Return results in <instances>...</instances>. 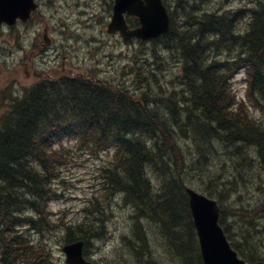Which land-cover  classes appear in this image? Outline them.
<instances>
[{
    "label": "trees",
    "instance_id": "16d2710c",
    "mask_svg": "<svg viewBox=\"0 0 264 264\" xmlns=\"http://www.w3.org/2000/svg\"><path fill=\"white\" fill-rule=\"evenodd\" d=\"M186 6L179 8L182 23L163 43L179 55V84L186 89L178 96L163 90L151 95V89L141 95L104 79L62 75L36 83L0 113L3 264H56L45 240L25 236L29 230L41 237L60 231L65 243L83 241L88 256L93 240L107 235V207L118 196L137 219L133 237L126 238L133 260L123 253L121 262L204 264L185 189L195 181L221 204L220 223L240 256L264 261V223L256 222L264 203L235 207L246 228L240 241L230 232L223 206L230 190L234 196L256 180L249 172L254 162L264 172V0L252 8L247 29L239 27L231 11L215 21ZM239 68L247 72L256 115L235 100L231 79ZM66 138L80 148L98 149L95 154L114 153L101 168L91 207L84 210L91 216L81 222L53 218L48 207L58 196L56 179L73 156L71 146L63 144ZM259 189L264 190V182ZM143 219L157 226L174 258L150 253ZM142 256H148L144 262Z\"/></svg>",
    "mask_w": 264,
    "mask_h": 264
},
{
    "label": "rangeland",
    "instance_id": "374dc122",
    "mask_svg": "<svg viewBox=\"0 0 264 264\" xmlns=\"http://www.w3.org/2000/svg\"><path fill=\"white\" fill-rule=\"evenodd\" d=\"M41 1V7L30 24L17 28L0 25V108L3 112L9 107L12 99L18 98L19 90L29 89L33 82L44 77L63 73L81 72L93 79L107 80L111 85L128 86L141 95L151 89V95L163 90L164 95L174 92L178 96L185 88L179 84V81H182L179 55H173L166 50L162 41L129 42L107 32L110 20L109 0ZM179 3L181 6L186 4V10L208 7L202 0H174L175 5ZM246 3L248 11L257 6V0H227L225 7L237 8L239 11L234 13L235 17L242 13L240 5ZM182 13L184 12L174 13L177 23H180L179 16ZM250 14L251 11L244 14V19L240 22L241 29H246L244 20L248 22ZM184 21L183 24L186 23V15ZM46 28L49 44H46L44 39ZM149 81L151 85H144ZM247 81L246 70L239 68L231 80L232 90L235 100L242 102L251 114L256 115L258 110L252 106ZM63 144L71 146L69 149L73 156L66 165L64 164L61 177L56 179L58 196L48 203V207L53 218L55 215L62 219L61 221L81 222L87 214L84 210L91 207L88 202L94 199L101 186V168L114 153L99 151L95 154L98 149H81L69 138H66ZM254 163L255 169L249 172L256 180L234 196L230 190L223 200L226 222L229 223L230 232L236 241H240L246 228L245 222L242 223L237 216L235 207L251 208L258 203H264V190L259 189L260 184L264 182V172H258L259 166L257 162ZM190 185L199 189L196 181ZM111 200L107 207L109 214L105 217V230L108 233L99 240H93L87 257L94 264H125L124 261L121 262L123 257H120L123 253L133 260L132 255L128 253L131 248L126 238L133 237L137 221L135 213L132 212V206L125 204L121 196ZM261 215L264 216V212L258 215L256 222L263 224L264 218H260ZM89 216L91 215L86 218ZM61 221L55 225H61ZM141 228L146 230L150 253L155 254L156 258L163 257V254L174 258L168 248L164 247L163 238L155 224L143 219ZM25 236H31L34 241L45 240L55 263L67 264L62 251L65 242L60 231L57 234L46 232L41 237L40 234L29 230L25 232ZM147 257L142 256V261ZM166 262L181 264V261L172 259ZM0 264H3L1 259Z\"/></svg>",
    "mask_w": 264,
    "mask_h": 264
},
{
    "label": "water",
    "instance_id": "95a60500",
    "mask_svg": "<svg viewBox=\"0 0 264 264\" xmlns=\"http://www.w3.org/2000/svg\"><path fill=\"white\" fill-rule=\"evenodd\" d=\"M36 8L35 0H0V24L14 25L19 18L27 21ZM126 13L138 16L142 26L130 29ZM169 22L162 0H116L108 32L120 31L126 39L136 36L148 40L167 32ZM186 190L204 264H264L263 261L247 263L239 257L219 222L220 207L215 199L191 187ZM63 251L69 264H92L84 257L82 241L66 244Z\"/></svg>",
    "mask_w": 264,
    "mask_h": 264
},
{
    "label": "flooded vegetation",
    "instance_id": "af4514ba",
    "mask_svg": "<svg viewBox=\"0 0 264 264\" xmlns=\"http://www.w3.org/2000/svg\"><path fill=\"white\" fill-rule=\"evenodd\" d=\"M113 2V0H110ZM173 0H163V2L165 3V5L170 9V2H172ZM222 1L225 0H212V5L209 7L210 10H208V13H205L206 15H209L211 19L218 21V20H223V17L225 15V13L227 12L226 7L224 6V4L220 3ZM172 6V5H171ZM112 8V5H111ZM213 10V11H212ZM139 25V24H138ZM137 27V26H136ZM166 38H171V34L166 33L164 35H161L159 37V39H166Z\"/></svg>",
    "mask_w": 264,
    "mask_h": 264
},
{
    "label": "bare ground",
    "instance_id": "6f19581e",
    "mask_svg": "<svg viewBox=\"0 0 264 264\" xmlns=\"http://www.w3.org/2000/svg\"><path fill=\"white\" fill-rule=\"evenodd\" d=\"M250 10V9H249ZM234 18V17H233ZM234 23H235V21H234ZM246 24V23H245ZM235 27V26H234ZM236 28H238V27H236ZM234 30V29H233ZM216 32H218V31H216ZM232 32V31H231ZM227 37H228V35H227ZM222 45V44H221Z\"/></svg>",
    "mask_w": 264,
    "mask_h": 264
}]
</instances>
